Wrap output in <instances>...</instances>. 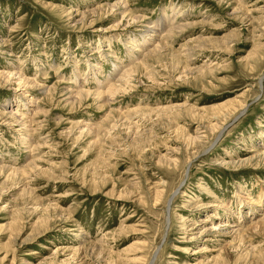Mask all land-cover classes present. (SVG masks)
I'll use <instances>...</instances> for the list:
<instances>
[{
	"label": "rangeland",
	"instance_id": "374dc122",
	"mask_svg": "<svg viewBox=\"0 0 264 264\" xmlns=\"http://www.w3.org/2000/svg\"><path fill=\"white\" fill-rule=\"evenodd\" d=\"M263 76L264 0H0V264H264Z\"/></svg>",
	"mask_w": 264,
	"mask_h": 264
},
{
	"label": "bare ground",
	"instance_id": "6f19581e",
	"mask_svg": "<svg viewBox=\"0 0 264 264\" xmlns=\"http://www.w3.org/2000/svg\"><path fill=\"white\" fill-rule=\"evenodd\" d=\"M150 31V33L152 34V33H154V34H152L151 35V41H153L154 40V37H155V34L157 33V31H155V29H153V30H149ZM148 43H149V41L148 42H145V43H143V44H145L144 46H147L148 45ZM156 50V49H155ZM137 52V51H136ZM134 72H136V71H134L133 69L132 70H130V71H127L126 72V74L127 75H130V74H132V73H134ZM125 74V73H124ZM125 74V75H126ZM20 75V74H19ZM19 75H17V74H14V73H9V75H8V79L10 80L11 78H15L16 76H18V80H20V81H24V83H25V87H32V86H34L35 88L37 87H41V86H39L38 84H36V82L35 81H31V80H26V79H23V77H20ZM125 75L123 76L124 78H125ZM16 79V80H17ZM20 84H22V83H20ZM21 85H19V87H20ZM115 86H111V88H110V91H114V88ZM116 90V89H115ZM98 96H102V94H101V92H99L98 93ZM15 104V103H14ZM16 107V106H15ZM14 114H12V118H14ZM16 117V116H15ZM17 118V117H16ZM256 152H255V154H254V157H253V159L254 158H259V159H264V149L263 150H260V151H257V150H255ZM249 159V158H248ZM252 159V160H253ZM251 160V159H250ZM250 160H246V161H243V162H241V163H238V165L240 166V165H243L244 163H248ZM225 162V161H224ZM230 163V162H229ZM233 165L234 164H237V163H232ZM236 166V165H235ZM223 205V204H222ZM242 205V204H241ZM169 207V206H168ZM198 208V207H197ZM202 208H204V207H202ZM207 208H211V209H214V210H216L217 208H218V205H216V204H211V206H209V207H207ZM169 209V208H168ZM225 209V208H224ZM169 220V219H168ZM213 220V219H212ZM212 222V221H211ZM213 225V224H212ZM225 225V226H224ZM228 224H227V221L225 220L224 221V219H220L219 220V222L218 223H215L213 226H211L212 228H224V227H226ZM195 226V225H194ZM229 226V225H228ZM198 227V226H197ZM259 227V226H258ZM196 229V228H195ZM195 229H193V230H195ZM215 230H217V229H215ZM192 231V230H191ZM238 231V230H237ZM238 233V232H237ZM239 234V233H238ZM195 238L196 237H194V238H190L191 239V241H194L195 240Z\"/></svg>",
	"mask_w": 264,
	"mask_h": 264
},
{
	"label": "water",
	"instance_id": "95a60500",
	"mask_svg": "<svg viewBox=\"0 0 264 264\" xmlns=\"http://www.w3.org/2000/svg\"><path fill=\"white\" fill-rule=\"evenodd\" d=\"M263 80H264V76H263Z\"/></svg>",
	"mask_w": 264,
	"mask_h": 264
}]
</instances>
